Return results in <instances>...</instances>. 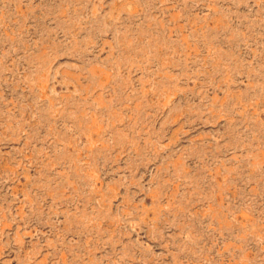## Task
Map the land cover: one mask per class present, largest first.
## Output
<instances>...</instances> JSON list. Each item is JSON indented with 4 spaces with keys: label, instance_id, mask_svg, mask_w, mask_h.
I'll use <instances>...</instances> for the list:
<instances>
[{
    "label": "rangeland",
    "instance_id": "obj_1",
    "mask_svg": "<svg viewBox=\"0 0 264 264\" xmlns=\"http://www.w3.org/2000/svg\"><path fill=\"white\" fill-rule=\"evenodd\" d=\"M0 264H264V0H0Z\"/></svg>",
    "mask_w": 264,
    "mask_h": 264
}]
</instances>
